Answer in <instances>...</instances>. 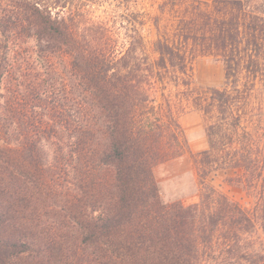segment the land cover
Instances as JSON below:
<instances>
[{"label": "trees", "instance_id": "trees-1", "mask_svg": "<svg viewBox=\"0 0 264 264\" xmlns=\"http://www.w3.org/2000/svg\"><path fill=\"white\" fill-rule=\"evenodd\" d=\"M116 1L122 36L82 0H0V264H264L247 240L264 237V0H185L168 23ZM199 55L222 87L194 86ZM190 109L209 119L198 152ZM185 154L198 190L222 172L253 204L162 200L153 168Z\"/></svg>", "mask_w": 264, "mask_h": 264}, {"label": "rangeland", "instance_id": "rangeland-1", "mask_svg": "<svg viewBox=\"0 0 264 264\" xmlns=\"http://www.w3.org/2000/svg\"><path fill=\"white\" fill-rule=\"evenodd\" d=\"M48 1V0H47ZM82 6L85 11L95 15V17L106 16L109 13L111 20L110 24H114L119 28L121 36L124 33L123 19L125 9L119 6V2L113 0L112 4H108V0H82ZM181 0L177 6H171L170 0H136L137 8L146 13V17L159 16L160 23H168L173 20L177 11H181L184 3ZM209 0L207 2H211ZM121 4V3H120ZM123 4V3H122ZM262 0H251L252 7L259 6L261 8ZM162 5L165 13H161L159 6ZM120 15V16H116ZM114 21V22H113ZM145 27L144 34L147 38L154 37L153 32H147ZM149 33V34H148ZM35 39L33 37L20 36L17 41V50L28 61L23 64V67L33 71L40 66L37 54L34 53ZM192 78L195 87L224 85V65L220 60L213 59L211 56L199 55L192 63ZM209 119L198 110H186L178 117V122L184 130L189 148L192 152H198L206 147V126ZM153 175L158 187L160 197L164 201L181 200L184 204L197 202L200 198V192L206 188L213 187L217 193L227 194L230 198L239 201L243 205L250 207L253 204V199L246 196L243 189L231 187L225 184V175L222 172L211 174L206 178L205 182L208 186L201 188L196 182L195 169L189 154L181 157L165 161L154 166ZM208 187V188H209ZM247 202V204H245ZM247 240L251 243L250 249L255 251H264V237L261 229L256 226L255 230L247 236Z\"/></svg>", "mask_w": 264, "mask_h": 264}, {"label": "crops", "instance_id": "crops-1", "mask_svg": "<svg viewBox=\"0 0 264 264\" xmlns=\"http://www.w3.org/2000/svg\"><path fill=\"white\" fill-rule=\"evenodd\" d=\"M201 1H209V0H201Z\"/></svg>", "mask_w": 264, "mask_h": 264}]
</instances>
